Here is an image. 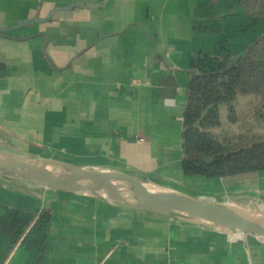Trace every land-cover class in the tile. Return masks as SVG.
<instances>
[{"label":"crops","instance_id":"0c3cea01","mask_svg":"<svg viewBox=\"0 0 264 264\" xmlns=\"http://www.w3.org/2000/svg\"><path fill=\"white\" fill-rule=\"evenodd\" d=\"M51 10L0 36V149L211 202L264 195V171L206 178L181 167L191 74L250 42L227 47L253 19L237 0H0V28ZM217 181L230 186L215 196ZM0 264H264V239L0 172Z\"/></svg>","mask_w":264,"mask_h":264},{"label":"trees","instance_id":"16d2710c","mask_svg":"<svg viewBox=\"0 0 264 264\" xmlns=\"http://www.w3.org/2000/svg\"><path fill=\"white\" fill-rule=\"evenodd\" d=\"M237 2L244 15L264 20V0ZM181 150L187 175L264 171V29L238 55L200 59L187 87Z\"/></svg>","mask_w":264,"mask_h":264},{"label":"water","instance_id":"95a60500","mask_svg":"<svg viewBox=\"0 0 264 264\" xmlns=\"http://www.w3.org/2000/svg\"><path fill=\"white\" fill-rule=\"evenodd\" d=\"M52 12L42 19L27 18L16 25L0 28V36L28 23L45 22ZM0 172L45 187L97 198L117 207L186 219L233 232L251 233L264 239V220L242 212L232 204L211 202L163 188L119 170L0 149Z\"/></svg>","mask_w":264,"mask_h":264},{"label":"rangeland","instance_id":"374dc122","mask_svg":"<svg viewBox=\"0 0 264 264\" xmlns=\"http://www.w3.org/2000/svg\"><path fill=\"white\" fill-rule=\"evenodd\" d=\"M241 25L237 26V28H241L238 32L234 33V34H229L228 36H226V38L228 40H230L227 42V47H241L244 45V43L249 42L251 39H253L254 37H256L263 29H264V20L261 19H247L245 17H243L240 20ZM240 33L241 36L239 39V42H235L236 40H238L237 38L234 37V35ZM231 38V39H230ZM228 51H231L229 48H227ZM237 55V54H236ZM214 57V56H211ZM251 99H242L240 101V106L246 108V106L248 105L249 101ZM257 173L255 174H246L245 177H243L242 179H247V178H251L253 176H256ZM263 175V173H262ZM264 176V175H263ZM241 178V177H239ZM250 179H248L247 181H249ZM226 186H230V182H216L213 184V186H211V191L215 192V196L218 195L219 193H222L224 190V188ZM234 187V185L231 186V188ZM204 189H207L206 187H204ZM249 189V188H248ZM261 194V193H260ZM233 204V206L235 208H237L238 210L245 212L251 216L260 218L261 220H264V195L262 196H250L248 194H242V195H236V196H230L228 198Z\"/></svg>","mask_w":264,"mask_h":264}]
</instances>
